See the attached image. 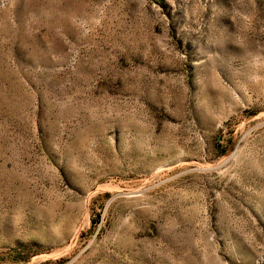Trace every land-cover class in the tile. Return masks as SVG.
<instances>
[{
    "label": "rangeland",
    "instance_id": "rangeland-1",
    "mask_svg": "<svg viewBox=\"0 0 264 264\" xmlns=\"http://www.w3.org/2000/svg\"><path fill=\"white\" fill-rule=\"evenodd\" d=\"M0 264H264V0H0Z\"/></svg>",
    "mask_w": 264,
    "mask_h": 264
}]
</instances>
